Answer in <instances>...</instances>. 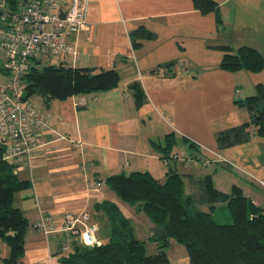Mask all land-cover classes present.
Here are the masks:
<instances>
[{
    "label": "crops",
    "instance_id": "1",
    "mask_svg": "<svg viewBox=\"0 0 264 264\" xmlns=\"http://www.w3.org/2000/svg\"><path fill=\"white\" fill-rule=\"evenodd\" d=\"M215 1L220 25L213 12L202 14L192 0H90L87 25L69 39L75 52L63 63L114 68L119 82L111 89L54 99L48 105L38 96L28 99L50 117V123L36 130L38 144L28 159H11L19 179L29 183L13 197L28 226L21 263L4 260L9 247L0 238V264H61L60 247L72 234L64 229L63 216L88 212L100 231L102 224L109 226L95 209L103 201L119 207L147 253H154L153 224L119 200L105 178L138 170L163 179L168 167L150 140L160 141L171 131L178 137L174 165L179 173L195 178L210 174L219 190L228 192L236 185L255 204L264 206V162L258 138L253 135L247 142L223 149L215 141L216 132L249 120L248 111L236 100L254 94L258 82L243 69H221L222 51L217 45L236 48L264 42V0ZM138 29L140 35H134V40L140 44L135 46L131 33ZM195 47L218 55L197 65ZM133 82L143 93L141 102ZM182 137L195 142L184 160L181 156L188 143ZM0 146L4 148L2 142ZM184 179L185 191L190 193V183ZM96 182H101L97 189ZM41 218L54 231L45 234L36 228ZM105 234L101 238L97 232L99 243L106 241L109 229ZM166 253L170 264H189L185 247L173 240Z\"/></svg>",
    "mask_w": 264,
    "mask_h": 264
},
{
    "label": "trees",
    "instance_id": "2",
    "mask_svg": "<svg viewBox=\"0 0 264 264\" xmlns=\"http://www.w3.org/2000/svg\"><path fill=\"white\" fill-rule=\"evenodd\" d=\"M192 3L202 14L213 12L217 25L222 24L215 0H192ZM134 35H140V29L131 33L136 46L140 43L134 40ZM217 48L223 53L219 61L221 69L259 72L264 67V56L250 45L233 48L219 44ZM165 65L169 67L172 63ZM119 79L114 68L43 64L32 67L23 76V99L38 96L48 105L54 99L111 89ZM131 86L138 100L143 101L138 83L133 82ZM255 87L254 94L236 100L248 111L249 120L215 133L219 149L247 142L254 134L264 136V88L261 83ZM182 139L190 147L195 146L186 137ZM150 143L168 167L163 179H155L147 171L134 170L112 173L105 178V184L121 201L150 219L153 224L150 238L157 242V250L147 253L131 221L115 203L103 201L95 209L101 211L109 224L108 238L98 245L87 246L79 242L77 234H71L70 240L63 242L68 244V250L60 247L61 264H170L166 250L171 240L185 247L189 264H264V206L255 204L236 185L228 192L219 190L210 174L195 178L192 174L179 173L174 165L178 159L174 151L178 144L175 132ZM3 154L4 148L0 146V238L9 247L4 260L21 263L28 221L13 204V197L29 183L19 179L14 171L15 163L3 158ZM181 157L185 159L184 155ZM184 176L190 183V193L185 191ZM219 203L226 204L231 216L224 223L217 222L212 215Z\"/></svg>",
    "mask_w": 264,
    "mask_h": 264
},
{
    "label": "built area",
    "instance_id": "3",
    "mask_svg": "<svg viewBox=\"0 0 264 264\" xmlns=\"http://www.w3.org/2000/svg\"><path fill=\"white\" fill-rule=\"evenodd\" d=\"M90 0H0V60L7 79L0 85V142L3 158L23 161L38 144L36 130L47 128L50 117L23 99V76L34 66L58 65L75 52V39L87 25ZM262 183V182H261ZM96 182L94 188L100 187ZM80 215L63 216L64 229L77 234L84 245H98L95 225L86 226ZM48 221H50L48 219ZM34 226L45 234L54 231L45 218ZM63 243L62 249L68 250Z\"/></svg>",
    "mask_w": 264,
    "mask_h": 264
},
{
    "label": "rangeland",
    "instance_id": "4",
    "mask_svg": "<svg viewBox=\"0 0 264 264\" xmlns=\"http://www.w3.org/2000/svg\"><path fill=\"white\" fill-rule=\"evenodd\" d=\"M247 43H252V42H247ZM247 43H245V44L250 45ZM221 44H223V43H221ZM253 44L256 46H252V47L256 48L264 56V42H253ZM195 51H196V53H194V51H193L190 54L194 53L193 56L195 57V59H193V60L195 61V63L197 65H202V64L206 63V61H213V59H215V57H217V55H218V52L210 51L209 49H207L205 47L204 48L203 47L202 48L201 47H195ZM198 56H200V57H198ZM1 67H2V62L0 60V68ZM247 72H248V74L251 73V74L255 75L254 79L256 78L258 80L257 84L261 83L263 86V84H264V67L259 72H251V71H247V70L243 71L244 74H246ZM7 77H8L7 74H5L2 69H0V85L6 81ZM242 80L248 82L247 77H242ZM253 89H255L254 91H257L255 86L253 87ZM245 91H247L246 88H245ZM245 93H247V92H245ZM248 95H251V94H247V96ZM254 136H256L255 138H258V140L260 141V143H258L260 145V148L262 149V155L260 158H261V161L264 162V136H259L257 134H254ZM176 147H175V149H176ZM190 149L191 148H189V145H187V147L185 148V151H184V158L189 157V155L191 154ZM262 186H264V185H262ZM212 215H213V218L219 223H224L225 221H227L228 219L231 218L225 203H219L218 205H216ZM141 216L143 217L146 215L144 213H142ZM81 218L83 219V221H85L86 226L95 225L97 227V229L95 230L96 235L98 232V234L101 235V238L106 237L105 233L109 229V226L106 223L102 224V226L100 227V231H99L98 223L96 222L94 217H93V219L91 218L90 214L88 215V218H86V219H84L83 217H81ZM145 218H148V217L146 216ZM148 220L150 221L149 218H148Z\"/></svg>",
    "mask_w": 264,
    "mask_h": 264
}]
</instances>
